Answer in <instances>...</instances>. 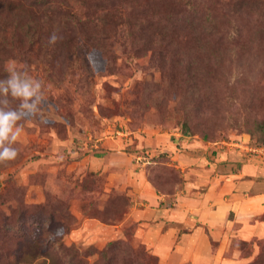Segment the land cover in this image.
Segmentation results:
<instances>
[{
    "label": "rangeland",
    "instance_id": "rangeland-1",
    "mask_svg": "<svg viewBox=\"0 0 264 264\" xmlns=\"http://www.w3.org/2000/svg\"><path fill=\"white\" fill-rule=\"evenodd\" d=\"M0 6V78L45 92L0 164V264H264V212L208 221L180 191L194 160L264 175V0Z\"/></svg>",
    "mask_w": 264,
    "mask_h": 264
},
{
    "label": "crops",
    "instance_id": "crops-1",
    "mask_svg": "<svg viewBox=\"0 0 264 264\" xmlns=\"http://www.w3.org/2000/svg\"><path fill=\"white\" fill-rule=\"evenodd\" d=\"M181 162L188 172V179H182V187L180 191L188 194L187 197L189 212L194 211L195 217L207 218L209 220H223L224 214H232L239 219L251 218L264 212V175L261 169L252 167V165H229L234 166L236 170H231L227 174L219 175L209 171V167L201 165L199 160H194L192 163L181 157ZM208 164V163H207ZM193 167V168H192ZM251 177V178H250ZM253 177V178H252ZM199 189H202L201 191ZM197 198V199H195ZM234 213V214H233ZM210 234L219 235L214 230ZM190 237V238H189ZM192 234L182 238L181 242L187 240L188 253L191 260L202 258L207 253L195 252L189 248L193 242ZM160 247L157 246V249Z\"/></svg>",
    "mask_w": 264,
    "mask_h": 264
},
{
    "label": "clouds",
    "instance_id": "clouds-1",
    "mask_svg": "<svg viewBox=\"0 0 264 264\" xmlns=\"http://www.w3.org/2000/svg\"><path fill=\"white\" fill-rule=\"evenodd\" d=\"M62 39L57 29L49 36L48 44L54 46ZM7 71L8 75L0 78V164L17 158L16 144L23 132L21 121L40 115L45 103L44 85L29 74L26 64L17 67L13 62Z\"/></svg>",
    "mask_w": 264,
    "mask_h": 264
},
{
    "label": "trees",
    "instance_id": "trees-1",
    "mask_svg": "<svg viewBox=\"0 0 264 264\" xmlns=\"http://www.w3.org/2000/svg\"><path fill=\"white\" fill-rule=\"evenodd\" d=\"M54 2H56V0H50V4H52V3H54ZM31 4H33L32 3V1L29 3V5H31ZM4 5H6V6H9V4L8 3H4L2 6H4ZM2 6H0V7H2ZM1 9V8H0ZM33 12H35V11H33ZM6 14V15H5ZM5 16H6V20H7V23H10V17H9V13H8V11H6L5 12ZM103 16H107L106 14H103ZM207 20V19H206ZM16 26V25H15ZM29 29H30V27L29 26H27V27H25L23 30H25L24 31V34H27L28 32H29ZM47 29H48V26H47ZM17 30H18V27H17ZM32 30H36V32H31V35L32 36H28V38H27V42L24 44V47L23 48H21V51H26V52H28V53H31V52H34L33 50H34V48H33V46H34V44L36 43V42H34L35 40H38V38L40 37V34L41 33H44V31H46V29L45 28H43V29H40L37 25H35V27H33L32 28ZM50 35V34H49ZM47 41H48V39H46ZM67 40H70V39H68V38H66V40L65 41H67ZM40 43V42H39ZM51 51H53L54 52V50L52 49ZM3 74V73H2ZM1 74V75H2Z\"/></svg>",
    "mask_w": 264,
    "mask_h": 264
}]
</instances>
